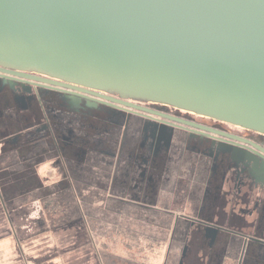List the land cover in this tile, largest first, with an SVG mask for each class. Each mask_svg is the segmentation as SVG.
Listing matches in <instances>:
<instances>
[{"label":"flooded vegetation","instance_id":"1","mask_svg":"<svg viewBox=\"0 0 264 264\" xmlns=\"http://www.w3.org/2000/svg\"><path fill=\"white\" fill-rule=\"evenodd\" d=\"M0 69L2 214L15 218L14 201L41 186L31 179L33 168L54 160L62 180L43 193L45 206L59 199L63 223L79 219L85 226L87 216L69 204L92 185L87 194L101 195L106 209L125 216L126 232L146 234L131 246L143 248V264H264V134ZM4 215L0 221L16 231ZM136 258L124 263L139 264Z\"/></svg>","mask_w":264,"mask_h":264},{"label":"water","instance_id":"2","mask_svg":"<svg viewBox=\"0 0 264 264\" xmlns=\"http://www.w3.org/2000/svg\"><path fill=\"white\" fill-rule=\"evenodd\" d=\"M0 68L264 134V0H0Z\"/></svg>","mask_w":264,"mask_h":264},{"label":"rangeland","instance_id":"3","mask_svg":"<svg viewBox=\"0 0 264 264\" xmlns=\"http://www.w3.org/2000/svg\"><path fill=\"white\" fill-rule=\"evenodd\" d=\"M33 169L31 179L41 186L36 192L23 196L21 194L20 198L14 201L11 210L17 211L15 218L7 217L14 214H2L0 205V217L4 215L13 221L16 228L12 234L9 223L0 221V264H100V256L102 259L106 256L107 260L103 259L102 262L104 264H109L110 256L117 260L116 264H125L127 258L133 257H137L136 262L143 264L141 261L146 259L147 255L144 251L141 252L143 248L138 251V247L131 246L133 243L138 241L142 243L146 240V234L126 232L125 226L128 222L125 216L120 217L112 210L106 209V203L101 195L91 197L87 194L92 185H84L85 188L80 191L85 196L78 197V200H70L69 204L70 212L74 213L80 207L81 214L87 216L85 226L79 219L74 223H63L64 208L57 203L61 200L56 199L54 207L48 208L45 206L48 202L43 198L45 191L54 190L53 188L62 180L58 167L54 160H48ZM75 189L78 192L77 188ZM79 224L81 228L78 231L76 226ZM119 224L124 231H120ZM88 242L96 245L93 254V248L89 247L90 243L83 252L81 251ZM84 253L88 258H85ZM149 263L156 264L152 261Z\"/></svg>","mask_w":264,"mask_h":264},{"label":"trees","instance_id":"4","mask_svg":"<svg viewBox=\"0 0 264 264\" xmlns=\"http://www.w3.org/2000/svg\"><path fill=\"white\" fill-rule=\"evenodd\" d=\"M7 226H8V225H7ZM11 232H12V234L14 233V231H12V230H11ZM17 233H18V232H17Z\"/></svg>","mask_w":264,"mask_h":264}]
</instances>
